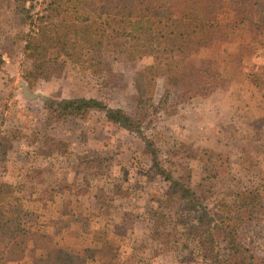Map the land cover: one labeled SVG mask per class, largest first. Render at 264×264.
<instances>
[{
  "label": "rangeland",
  "instance_id": "1",
  "mask_svg": "<svg viewBox=\"0 0 264 264\" xmlns=\"http://www.w3.org/2000/svg\"><path fill=\"white\" fill-rule=\"evenodd\" d=\"M43 1L25 7L40 12ZM185 1L172 0L175 17L181 16ZM262 5L261 14L250 16L252 23L235 22L233 8L219 11L218 20L231 23L228 40L196 56L211 60L212 70L219 73L207 78L213 91L204 95L196 88L181 103L175 91L160 103L166 87L162 79L154 91L146 130L157 133L163 168L182 181L191 180L209 206L231 191L258 189L264 196ZM13 8V2L0 0V136H10L6 157L0 160V189L15 190L46 241L64 254H82L87 264H217L199 256L170 222L167 229L155 228L154 213L169 183L154 169L136 135L97 112L61 122L39 98H24L19 82L24 83L21 74L30 62L23 56L19 32L27 27L13 18ZM99 57L97 72L87 62H67L61 72L26 88L44 100L95 98L132 116L134 75L152 59L123 62L111 53ZM261 205L240 237L264 264V198ZM157 232L172 235L160 240L154 237ZM30 239L20 264H31L40 254L34 237Z\"/></svg>",
  "mask_w": 264,
  "mask_h": 264
},
{
  "label": "trees",
  "instance_id": "2",
  "mask_svg": "<svg viewBox=\"0 0 264 264\" xmlns=\"http://www.w3.org/2000/svg\"><path fill=\"white\" fill-rule=\"evenodd\" d=\"M2 1L14 3L13 18L27 27L26 32H19V40L23 56L30 62V69L21 74L28 88L37 79L61 72L67 62H87L97 72L102 53H111L115 60L123 62L152 59L134 75L136 106L132 116L101 100L85 97L46 99L45 109L61 122L102 113L107 122L136 135L154 169L169 183L154 213L155 228L167 229L166 222H170L173 231L180 233L199 256L217 264H259L240 233L252 214L262 209L263 194L258 189L231 191L209 206L196 193L191 180L182 181L163 168L157 133L148 135L146 127L151 123L158 80H164L166 85L160 103H166L173 91L178 103L191 99L196 88L202 89L204 95L213 91L206 86L207 78L219 73L212 70L211 60L196 56L228 40L231 23L220 22L219 11L233 8L235 22L252 23L250 16L261 14L264 0H186L179 18L174 16L172 0H44L41 11L34 13L31 6L25 7L33 0ZM2 64L0 49V67ZM9 139L8 133L0 136V160L6 157ZM170 233L157 232L154 237L166 239ZM31 237L40 250L31 264H87L82 254H64L57 245L46 241L15 190L0 189V264H20Z\"/></svg>",
  "mask_w": 264,
  "mask_h": 264
},
{
  "label": "water",
  "instance_id": "3",
  "mask_svg": "<svg viewBox=\"0 0 264 264\" xmlns=\"http://www.w3.org/2000/svg\"><path fill=\"white\" fill-rule=\"evenodd\" d=\"M19 86L23 91L24 98H26L27 100H34L36 98H39L40 100L44 101V98L41 95L31 94L30 91L26 88V85L22 81L19 82Z\"/></svg>",
  "mask_w": 264,
  "mask_h": 264
}]
</instances>
